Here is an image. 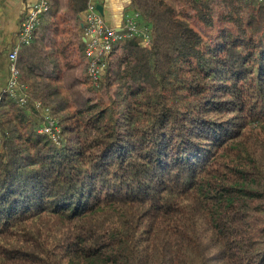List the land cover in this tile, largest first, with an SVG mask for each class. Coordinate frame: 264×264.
<instances>
[{
    "label": "trees",
    "instance_id": "obj_1",
    "mask_svg": "<svg viewBox=\"0 0 264 264\" xmlns=\"http://www.w3.org/2000/svg\"><path fill=\"white\" fill-rule=\"evenodd\" d=\"M89 1L48 0L1 96L0 264H264V3L130 0L151 44L95 85Z\"/></svg>",
    "mask_w": 264,
    "mask_h": 264
},
{
    "label": "built area",
    "instance_id": "obj_2",
    "mask_svg": "<svg viewBox=\"0 0 264 264\" xmlns=\"http://www.w3.org/2000/svg\"><path fill=\"white\" fill-rule=\"evenodd\" d=\"M202 1V0H193ZM259 4L264 0H249ZM49 9L47 0H40L34 5L31 11L24 17L18 35V43L9 55V79L5 88V93L10 97L18 99L21 104L26 103V97L22 95L27 87L20 81V69L18 66V54L22 45H28L33 37L42 15ZM139 13L128 16L125 27L117 30L109 26L104 20L97 6L89 3L86 14V55L88 57L87 74L91 81L98 85L106 68V58L111 52L115 42L125 38L138 37L145 46L151 44L150 30L139 25ZM1 101V99H0ZM37 107L42 112L43 121L40 132L47 135L53 143L59 144L61 129L58 120L51 114L50 109L42 106L40 102Z\"/></svg>",
    "mask_w": 264,
    "mask_h": 264
},
{
    "label": "crops",
    "instance_id": "obj_3",
    "mask_svg": "<svg viewBox=\"0 0 264 264\" xmlns=\"http://www.w3.org/2000/svg\"><path fill=\"white\" fill-rule=\"evenodd\" d=\"M39 1L0 0V99L8 84L9 55L18 43L22 20ZM89 3L100 7L106 23L117 30H122L127 17L136 13L130 0H90Z\"/></svg>",
    "mask_w": 264,
    "mask_h": 264
},
{
    "label": "water",
    "instance_id": "obj_4",
    "mask_svg": "<svg viewBox=\"0 0 264 264\" xmlns=\"http://www.w3.org/2000/svg\"><path fill=\"white\" fill-rule=\"evenodd\" d=\"M98 11L101 13V8L97 6Z\"/></svg>",
    "mask_w": 264,
    "mask_h": 264
},
{
    "label": "rangeland",
    "instance_id": "obj_5",
    "mask_svg": "<svg viewBox=\"0 0 264 264\" xmlns=\"http://www.w3.org/2000/svg\"><path fill=\"white\" fill-rule=\"evenodd\" d=\"M141 26V25H140Z\"/></svg>",
    "mask_w": 264,
    "mask_h": 264
}]
</instances>
